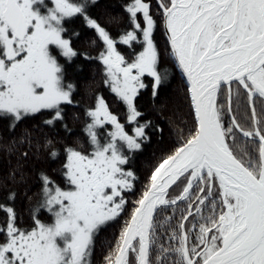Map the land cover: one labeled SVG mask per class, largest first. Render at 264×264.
<instances>
[{
	"label": "snow or ice",
	"instance_id": "6c2138e0",
	"mask_svg": "<svg viewBox=\"0 0 264 264\" xmlns=\"http://www.w3.org/2000/svg\"><path fill=\"white\" fill-rule=\"evenodd\" d=\"M96 2L0 0V119H10L12 128L42 110L53 111V119L45 121L49 125L63 119L61 106L73 104L74 88L64 82L63 67L50 46L63 57H76L64 25L82 16L106 45L99 57L105 82L126 105L128 121L136 124L135 135H129L105 99L97 98L95 109L87 113L92 117L87 133L94 151L86 155L65 149L64 176L70 188L64 190L41 174L43 199L34 213L46 209L54 222L35 217L34 227L24 229L14 207L0 205L7 214L6 224L0 225V264H90L94 238L124 211V193L134 188L135 174L125 166L126 153L140 150L148 138L149 124H139L142 113L135 102L146 87L142 77L154 79L155 96L167 75L159 67L153 40L157 22L149 0H129L125 11L132 30L117 41L87 16L88 6ZM157 8L171 54L190 84L195 125L155 168L105 264H264V119L255 109L257 98L264 103V0H157ZM134 42L143 50L126 59L117 43L131 48ZM233 85L236 95L244 90L252 105L250 130L234 115L225 126ZM105 124L115 130L102 142L98 129ZM237 133L256 147L237 150ZM19 143L30 146V136ZM51 144L47 141L46 147ZM50 155L55 159L58 152ZM177 181L184 185L181 194L166 199L167 189ZM14 198L12 193L9 199ZM178 200L186 201L187 208L175 225L168 223L165 245L157 235L154 214L158 205ZM153 251L158 255L150 259Z\"/></svg>",
	"mask_w": 264,
	"mask_h": 264
},
{
	"label": "trees",
	"instance_id": "16d2710c",
	"mask_svg": "<svg viewBox=\"0 0 264 264\" xmlns=\"http://www.w3.org/2000/svg\"><path fill=\"white\" fill-rule=\"evenodd\" d=\"M149 2L157 22L153 40L160 53L159 67L166 71L167 75L164 82L156 89L155 96H153L154 79L147 75L142 79L146 87L139 91L135 102L137 110L142 113L138 118L139 124L143 125L146 122L149 124L145 128L148 138L143 142L140 150L126 153L129 156V163L125 166L135 174L134 188L124 193L127 201L124 211L114 221L103 226L94 238V246L89 258L90 264H105V257L114 248L125 222L130 220L137 206L135 202L141 198L155 168L174 153L195 125V112L188 82L178 62L171 54L163 20L157 8V0H149ZM128 3L129 0H97L95 4L88 6L87 16L96 20L109 32L111 37L119 41L125 31L132 30L129 16L125 11ZM64 26L65 38L70 39L78 55L69 59L59 55V49L51 46L54 54L57 55L58 62L63 67L64 82L72 84L74 88L73 104L61 106L63 119L51 125L45 123L53 119L52 110H42L19 122L15 128L11 127L10 119H0V205L14 207L18 217L17 222L24 229L34 227L35 217L43 223L54 222V217L46 209L34 213L43 199L41 174H46L62 189L68 190L70 185L67 184L64 176L66 171L64 164L67 157L65 149L73 147L86 155H91L94 151L87 133V125L92 122V117L87 113L95 109L98 97L102 96L105 99L109 110L118 117L125 131L129 135H135L136 124L128 121L126 105L118 99L105 82L107 78L105 66L99 57L106 51V45L96 30L91 28L82 16L66 21ZM140 39L142 40V36ZM117 49L125 55L126 59L131 60L133 52L142 51L143 46L134 42L130 48L117 43ZM226 95L227 93L224 92L220 100H224ZM231 106V113L224 115L225 126H229L231 116L234 115L242 128L250 130L252 128V105L244 90L241 89L239 96L236 95L235 85H233ZM255 109L257 117L264 119V103L259 98L255 100ZM114 130L111 124H105L102 129H98L101 141L107 142L108 133ZM26 136H30L31 145L21 146L19 142ZM49 140L52 144L46 147ZM245 145H248L250 150L256 147V143L249 145L247 138L237 133L236 149ZM53 150L58 152L55 159L50 155ZM23 152L28 153L27 157L21 154ZM181 178L182 181L184 178ZM183 187L184 185L178 181L171 187L167 199L179 196ZM12 193H15L14 200L9 199ZM186 208V201H178L175 205H164L158 209L154 223L157 224V235L160 236V242L165 245L169 243L167 237L171 230L168 223L175 225ZM204 214L207 215V208L204 209ZM168 217L172 218L170 222L167 221ZM192 220L193 217H189V221ZM6 222L7 214L0 211V225ZM171 243L174 244L175 241ZM156 255L158 252L153 251L150 259H154ZM173 258L169 257V260Z\"/></svg>",
	"mask_w": 264,
	"mask_h": 264
},
{
	"label": "water",
	"instance_id": "95a60500",
	"mask_svg": "<svg viewBox=\"0 0 264 264\" xmlns=\"http://www.w3.org/2000/svg\"><path fill=\"white\" fill-rule=\"evenodd\" d=\"M167 36V35H166ZM169 44H170V42H169ZM175 58V57H174ZM179 65V64H178ZM179 68H180V66H179ZM181 69V68H180ZM182 70V69H181ZM183 72V71H182ZM184 74V73H183ZM184 76H185V79L187 80V82H188V85H189V91H190V84H189V81H188V79H187V76H186V74H184ZM190 96H191V92H190ZM192 102V101H191ZM193 110H194V106H193ZM182 179V178H181ZM178 182V181H177ZM172 186H174V185H172ZM171 186V187H172ZM171 187H169L168 189H167V196H168V194H169V192H170V190H171ZM167 196H166V199H167ZM179 201V200H178ZM177 201V202H178ZM161 206H164V205H158L157 206V210H156V213L154 214V217L156 216V214H157V212H158V209L159 208H161Z\"/></svg>",
	"mask_w": 264,
	"mask_h": 264
},
{
	"label": "flooded vegetation",
	"instance_id": "af4514ba",
	"mask_svg": "<svg viewBox=\"0 0 264 264\" xmlns=\"http://www.w3.org/2000/svg\"><path fill=\"white\" fill-rule=\"evenodd\" d=\"M51 47V46H50ZM142 79H143V77H142Z\"/></svg>",
	"mask_w": 264,
	"mask_h": 264
}]
</instances>
